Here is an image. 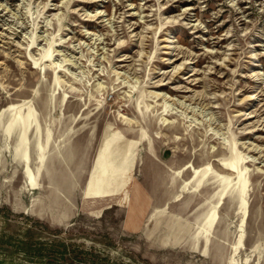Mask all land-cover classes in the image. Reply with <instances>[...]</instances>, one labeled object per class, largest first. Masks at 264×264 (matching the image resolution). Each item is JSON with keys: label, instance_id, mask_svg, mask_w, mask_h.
Here are the masks:
<instances>
[{"label": "rangeland", "instance_id": "rangeland-1", "mask_svg": "<svg viewBox=\"0 0 264 264\" xmlns=\"http://www.w3.org/2000/svg\"><path fill=\"white\" fill-rule=\"evenodd\" d=\"M0 264H264V0H0Z\"/></svg>", "mask_w": 264, "mask_h": 264}, {"label": "bare ground", "instance_id": "bare-ground-1", "mask_svg": "<svg viewBox=\"0 0 264 264\" xmlns=\"http://www.w3.org/2000/svg\"><path fill=\"white\" fill-rule=\"evenodd\" d=\"M28 117H30V115H28ZM28 125H29V123L27 122L25 116L23 114H21L17 110L15 113L11 114V117L7 121V124H6V127H5L6 130L9 131V132L10 131L11 132L12 131H16L17 132V151H18V156L20 157V159L23 162H26L27 161V159L24 158V157H25V154H26V151H25L26 150L25 147H26V144H27L26 131L28 129ZM49 135H50V133H49ZM46 140H48V139H46ZM118 142H119L118 141V135L115 132L110 133L109 136H108V134H106V136L103 138V141L101 143V148H102L101 153H103V156L101 158L104 159V161H107L110 158L112 159L114 156H116V153H117L116 150H117ZM39 147L41 148V146H39ZM42 150H40V151H42ZM43 155H44V153L42 154V152L39 154V157L37 155V157L39 159V162L42 161ZM107 165L109 166V164H107ZM113 165H114V163H113ZM110 166H112V164ZM233 168H234L233 165L227 164L226 167H225V170L234 173V169ZM199 173H200L199 170H193V174H194L193 176L199 177L200 174H201V173L200 174ZM28 175H29V180H31V181L33 180V182H35L34 181L35 180L34 179V176L30 172H28ZM225 183H226L227 186L230 184L229 183V180L225 181ZM205 223H207L208 225H210L211 224V221L210 220H208V221L206 220Z\"/></svg>", "mask_w": 264, "mask_h": 264}, {"label": "crops", "instance_id": "crops-1", "mask_svg": "<svg viewBox=\"0 0 264 264\" xmlns=\"http://www.w3.org/2000/svg\"><path fill=\"white\" fill-rule=\"evenodd\" d=\"M133 160H134V157H133ZM133 160H132V162H131V164L128 166V169L126 170V172H124L125 173V176H126V178L124 177V179H122L121 181H119V184L121 185V186H123V185H125L127 182H128V179L130 178V171H131V167H132V163H133ZM94 164V163H93ZM94 167H95V170H94V172L92 173V175H91V178L93 179V182L95 183V185H94V187L93 188H91V190H88L87 192H86V196L87 195H99V194H101V192H99V187H101V186H99L100 185V182H99V177H100V168L99 167H96V165L94 164ZM119 173H120V175L122 174V175H124V173H122V167L121 168H119ZM106 173V172H105ZM89 188V187H88ZM119 189H121V187H119Z\"/></svg>", "mask_w": 264, "mask_h": 264}]
</instances>
